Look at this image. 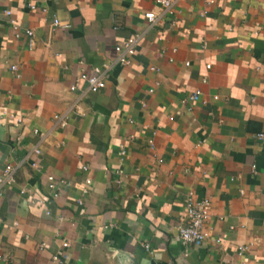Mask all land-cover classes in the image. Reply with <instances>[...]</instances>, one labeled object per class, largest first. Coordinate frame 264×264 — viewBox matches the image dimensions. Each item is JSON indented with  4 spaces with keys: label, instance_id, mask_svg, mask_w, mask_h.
I'll return each instance as SVG.
<instances>
[{
    "label": "crops",
    "instance_id": "obj_1",
    "mask_svg": "<svg viewBox=\"0 0 264 264\" xmlns=\"http://www.w3.org/2000/svg\"><path fill=\"white\" fill-rule=\"evenodd\" d=\"M0 12V173L16 167L0 264H264V0H178L171 14L155 0H0ZM134 36L121 66L115 46ZM95 69L93 93L79 77ZM189 192L210 202L199 246L177 232Z\"/></svg>",
    "mask_w": 264,
    "mask_h": 264
},
{
    "label": "built area",
    "instance_id": "obj_2",
    "mask_svg": "<svg viewBox=\"0 0 264 264\" xmlns=\"http://www.w3.org/2000/svg\"><path fill=\"white\" fill-rule=\"evenodd\" d=\"M223 1V0H220ZM178 0H155V3L162 9L164 14H171L173 11L174 6L177 4ZM30 9H34L35 6L33 4L28 5ZM1 14V12H0ZM3 15H6L10 17V11L5 10L2 12ZM144 18L147 20L150 26H153L156 21L158 20V16L154 14L153 12H147L144 14ZM9 24L12 27L13 31L16 33V36H18L19 28L16 24V22L13 19H9ZM53 24L55 26L62 25L57 19L53 21ZM63 27H66L67 25H62ZM25 35L28 37V48L33 49L34 48V40H33V32L30 30L25 31ZM135 46H136V37H129L124 39L122 42L118 43L115 46V52L117 55L116 62L121 66H129L131 64L132 57L135 55ZM186 66L189 64L186 63ZM207 69H210V65H206ZM11 71L14 73L16 77H20L19 68L16 65L10 66ZM150 71H157L156 68L151 67ZM83 81L85 83V88L90 92H98L102 90L105 87V78H104V72L99 69H95L94 73L91 75L87 74H81L79 77V81ZM203 83L206 82V78H203ZM76 86L73 85L71 87V90H75ZM201 96V92L199 90H196L195 92H192L188 96L189 102H195L199 99ZM214 99H217V96H214ZM12 117V116H11ZM58 119V117L56 116ZM22 124L21 119H17L15 122V125L18 126ZM61 127H64L66 125L65 121L61 122ZM35 133L37 131H34ZM260 138L263 137L262 134L259 135ZM149 144L152 146L153 142L149 141ZM35 154H40L39 148H34ZM31 166L36 167V163H32ZM86 170V168H84ZM16 171V167H13L11 165L5 166V168L0 173V196L1 191L4 187L9 186L14 183V174ZM86 184H90V180H86ZM47 186L49 190L52 193V198H57L58 192H57V181L54 178V176H47ZM184 209H185V224L177 227L178 237L182 244H189L194 246L201 245L206 237V229L205 225L210 217V202L208 199H203L200 201H197L194 199L193 193L189 192L186 197L184 198ZM48 213V212H47ZM68 244L65 242L62 244L63 248H66ZM247 246H241L239 248V253H243L246 251ZM1 260H5L4 256H0ZM52 259L56 262H59V254L52 257Z\"/></svg>",
    "mask_w": 264,
    "mask_h": 264
}]
</instances>
